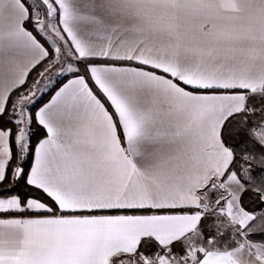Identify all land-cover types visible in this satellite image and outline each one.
Here are the masks:
<instances>
[{
  "label": "snow or ice",
  "instance_id": "snow-or-ice-1",
  "mask_svg": "<svg viewBox=\"0 0 264 264\" xmlns=\"http://www.w3.org/2000/svg\"><path fill=\"white\" fill-rule=\"evenodd\" d=\"M0 264H264V0H0Z\"/></svg>",
  "mask_w": 264,
  "mask_h": 264
}]
</instances>
